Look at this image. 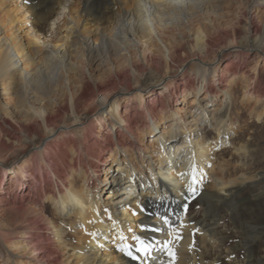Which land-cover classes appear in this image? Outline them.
<instances>
[{
  "label": "bare ground",
  "instance_id": "bare-ground-1",
  "mask_svg": "<svg viewBox=\"0 0 264 264\" xmlns=\"http://www.w3.org/2000/svg\"><path fill=\"white\" fill-rule=\"evenodd\" d=\"M24 1L34 25L46 22L56 4L69 3ZM226 1L81 0L80 7L63 8V35L50 42L39 32H23L19 7L0 0V87L9 100L0 97V196L8 201L0 200L6 206L0 211L13 227L0 232V241L27 258L17 263L10 253L14 264L220 263L210 255L223 242L221 206L232 202L237 182L264 181V172L250 171L255 164L248 147L231 142L235 87L241 85L242 107L253 102L248 108L258 121L264 93L259 64L245 69L248 54L235 30L224 33L216 20ZM220 41L226 50H240L223 68L216 58L202 59ZM148 71L160 79L144 88ZM118 84L125 98L112 104ZM80 107L91 116L83 118ZM206 125L216 142L207 141ZM219 143L242 162H218ZM4 150L24 162L8 170ZM196 197L206 208L202 220L187 212ZM230 211L240 219L235 204ZM256 240L243 241L250 254L245 264L252 262ZM145 246H151L148 255ZM0 258L1 264L11 261L4 253Z\"/></svg>",
  "mask_w": 264,
  "mask_h": 264
},
{
  "label": "rangeland",
  "instance_id": "rangeland-1",
  "mask_svg": "<svg viewBox=\"0 0 264 264\" xmlns=\"http://www.w3.org/2000/svg\"><path fill=\"white\" fill-rule=\"evenodd\" d=\"M7 2V5L10 6L11 9H16V6L19 7L16 14H18V18H21L20 23H22L21 26L23 27V32H39L40 37H44L46 41L50 42L57 40L61 35H63L62 31L64 25L62 12L66 9V7L68 6L71 8L73 6L75 8L80 7L81 5V0H69V3L61 6L56 4L54 8L55 10L49 14L46 22H43L41 25H34L32 23L33 19L31 17V13L28 12L26 14L27 5L25 4L24 0H7ZM257 5L258 0H227L225 3H223L225 9H223L222 16L216 20L221 24L220 26L222 27V31L224 33L229 32L230 35H232V31L235 30L237 45L241 47V49H244L248 54L247 60L244 62L245 69L247 66L249 67L250 64H259L257 76L260 84L258 89L259 93H264V55L260 52V48L264 49V7L258 9ZM256 9H258L257 14L254 13ZM115 10L116 8L114 6L111 7L110 14H108L106 18L107 22H110L109 18L112 17V14L115 12ZM253 13L254 19H252ZM58 17L60 19H58ZM25 18L28 19L24 20ZM27 20H29V22H27ZM90 23L93 25L95 22ZM225 43V41L217 42L216 46L214 47L213 54L207 58H202L204 62H208L216 58V66L223 68L226 64H230L232 59L236 57V52L240 50H226L227 44ZM190 64L191 63L187 62L184 68L187 67V69H189ZM92 74H95L96 77H103V73L95 68H92ZM157 76L158 75L154 71H148L141 78L142 86L144 88L152 87L151 85L160 79L159 76ZM130 83L133 84V86L135 85V81L133 80H130ZM1 88L2 87H0V97L4 99V101L9 102V100L6 99V96L3 95L4 90ZM114 89L115 90L111 92L112 95L110 99L112 104L117 99L125 98L122 96V87L120 84L115 86ZM157 90L159 89L157 88ZM234 91V93L237 95L239 105L234 111H232L233 113L231 112L233 116V122H235L237 125V134L233 136L234 138H232V145L247 146L251 154V158L248 159L249 163L253 160V165L255 164L250 168V171L253 174L264 172V118H261V120L258 121L256 117L252 116L253 109L250 108L253 106V102H251L250 106H248L250 108L242 107L241 101L243 96L241 85L236 86ZM191 101H193L192 97L190 98L189 103ZM221 102L222 98L213 101L212 107L214 108ZM227 110L228 109H226V112ZM85 111L86 110H84L83 107L79 108V112L82 114L83 118H89L91 116V111ZM205 128L206 129L204 130V133L207 141L216 142L218 137L217 133L213 130V128L210 127V125H206ZM107 133L108 132H106V134ZM215 154H217L218 162L231 161L233 165H237L242 162L235 154L233 148L229 146H222L220 143L215 146ZM15 158L11 150H4L1 152V159H7L9 164H11L7 168L8 170L11 169L12 164H22L25 159H23V156L17 160ZM100 177L102 181L105 179L104 174H102ZM102 187H104V182H102ZM11 189L12 186L8 183V190L10 191ZM234 190H236V194L231 197L232 202L222 205L218 212V215L223 223L218 230V237L222 238L221 240L223 242L220 248L211 251L210 261L219 260V264L247 263V257L250 254L245 247L246 245L244 246L245 243H243V241L247 239V236H250V238H254L256 236L257 240L251 264H259L258 261L260 259L264 260V181L249 182L245 185H241L239 182H237V186L234 188ZM0 200L2 202H8L2 196H0ZM234 204L237 206V210L240 215V219L238 220L233 219L232 213L230 211L231 205L233 206ZM4 207L6 206H2V204H0V210L4 209ZM47 209L53 212L51 206L48 205ZM182 212H184V210H182L181 213ZM187 212L194 216L196 220H202L206 218V208L204 202H202L199 197L192 198L191 201H189ZM51 215L52 213L49 214V217ZM10 218V215L4 214L0 211V232H12L13 227L8 224L10 222ZM248 226L252 227V229L248 228ZM11 242L16 243L17 240L14 239L13 241L11 240ZM5 245L6 244L0 241V256L4 253L8 259L10 258L11 261L9 264H14V260L17 263L27 260V258H19L18 255H20V253L13 249V247L11 248L9 243H7V246L9 249H11V252H8L7 246ZM124 249V251H129L128 245ZM10 253L13 254L15 258L14 260H12Z\"/></svg>",
  "mask_w": 264,
  "mask_h": 264
},
{
  "label": "snow or ice",
  "instance_id": "snow-or-ice-1",
  "mask_svg": "<svg viewBox=\"0 0 264 264\" xmlns=\"http://www.w3.org/2000/svg\"><path fill=\"white\" fill-rule=\"evenodd\" d=\"M161 219H162V222H163L164 225H168L169 224V221L166 218L162 217ZM168 243L171 244L172 241H169ZM137 251L139 252L141 250L137 249ZM150 251H151V246H145L143 254L144 255H148L150 253ZM172 255H174V254H172ZM170 264H174V260H170Z\"/></svg>",
  "mask_w": 264,
  "mask_h": 264
}]
</instances>
